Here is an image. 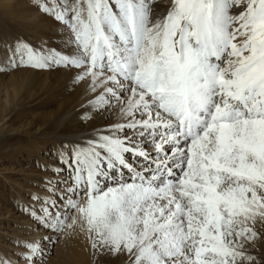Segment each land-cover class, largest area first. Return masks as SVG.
Instances as JSON below:
<instances>
[{
  "label": "snow or ice",
  "instance_id": "1",
  "mask_svg": "<svg viewBox=\"0 0 264 264\" xmlns=\"http://www.w3.org/2000/svg\"><path fill=\"white\" fill-rule=\"evenodd\" d=\"M155 3L39 0L64 47L0 41V73L74 71L92 96L81 120L114 117L63 146L66 178L24 211L53 233L78 214L92 248L128 264H250L264 224V0ZM17 244L42 264L40 242Z\"/></svg>",
  "mask_w": 264,
  "mask_h": 264
},
{
  "label": "rangeland",
  "instance_id": "2",
  "mask_svg": "<svg viewBox=\"0 0 264 264\" xmlns=\"http://www.w3.org/2000/svg\"><path fill=\"white\" fill-rule=\"evenodd\" d=\"M38 2L0 0V41L22 38L37 45L35 39L42 38L49 46L62 48L63 27L43 13L36 6ZM55 68L36 70L22 67L9 73H0V258H8L12 264H24L19 260L17 242L38 241L46 249L42 264H128L125 255H102L96 252L84 224H81V228L76 225L70 228L65 226L63 231L53 233L24 211L29 205L39 207L31 199L33 194L51 195L46 190L47 182L57 180L54 169L64 167L59 163L57 152L50 146L45 147L47 149L44 151L40 146L41 140L48 138L46 135L52 128L48 120L55 111L57 96L51 94L55 89L49 82L52 83L54 74L58 73ZM19 74L25 77L19 78ZM32 76H36L37 83L41 84L34 88L37 91L35 94L28 90L32 85L27 84V80ZM13 91L18 92L16 97ZM57 176L64 178L67 172ZM77 217L79 221L78 214ZM70 221L68 224H72ZM263 226L257 223V239L245 245L246 253L255 258L250 264H264ZM35 231L47 233L49 236L46 237L52 239H34ZM239 264H249V261L243 260Z\"/></svg>",
  "mask_w": 264,
  "mask_h": 264
},
{
  "label": "bare ground",
  "instance_id": "3",
  "mask_svg": "<svg viewBox=\"0 0 264 264\" xmlns=\"http://www.w3.org/2000/svg\"><path fill=\"white\" fill-rule=\"evenodd\" d=\"M167 3L169 5L170 0H166V1L156 0L154 7L158 11L164 13L167 11V7H168ZM166 5H167V7H166ZM36 19H37V17H36ZM36 28H37V26L34 27V29H35L34 31H36ZM60 38H58V39H60ZM41 39H38V40H37V38L35 39L37 42V45H39L43 42ZM64 45H65V41L63 39L62 40V48L64 47ZM55 69H57L58 73L54 74L53 82L52 83L49 82L50 85L52 84V86L55 89L52 91L51 94L57 96L56 102L54 104L55 105V111H54V113H52V115H50L49 120H48L49 125L52 128L49 130V133L46 135V136H48V138H43L41 140L40 146L42 147V149L44 151L47 149L45 147L50 146L49 148H52L55 152H57V154L59 156L64 145H68L69 147H71L74 142L79 141L82 137L88 135L89 129L92 126V124L99 126V125L104 124L106 121H110L114 117H111L107 113H104V114H101L99 116H96L93 121H90L87 123L83 122L80 117H81L82 113L84 112L85 107L87 106L88 100L92 98L91 94H89L87 91L88 82L85 81V82H81V83L77 84L73 79L74 71H69L63 67H56ZM36 75H38V74L36 73ZM21 77H25V76L22 74H19V78H21ZM28 79L29 80H27V84L32 85L31 87L28 88V90L32 94H35L37 91H35L36 89H34V88H38L39 85H41V84L37 83L38 78L36 76H32L31 78H28ZM14 81L15 80H13V82ZM13 93H14V97H16L18 95V92L13 91ZM36 148H38V147L36 146ZM37 150H41V149H37ZM64 172H67V170H65ZM54 176L57 177L56 178L57 180H62V179L66 178V176H64V178L62 176L59 177V176H57V174ZM57 186L59 187L61 185H57ZM77 218L78 217L76 215V219ZM70 222H72V220ZM81 224H83V222L79 219V221L76 220V223L73 225H76L78 228H81ZM47 235H48L47 233H42L40 231H37L36 233H34V239L39 238V237L44 239ZM257 242H259V241H257Z\"/></svg>",
  "mask_w": 264,
  "mask_h": 264
}]
</instances>
